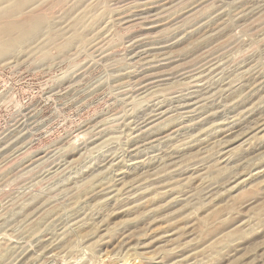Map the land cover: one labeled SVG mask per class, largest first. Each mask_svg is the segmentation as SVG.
I'll return each mask as SVG.
<instances>
[{
  "label": "rangeland",
  "instance_id": "1",
  "mask_svg": "<svg viewBox=\"0 0 264 264\" xmlns=\"http://www.w3.org/2000/svg\"><path fill=\"white\" fill-rule=\"evenodd\" d=\"M75 1L0 16V264H264V0Z\"/></svg>",
  "mask_w": 264,
  "mask_h": 264
},
{
  "label": "bare ground",
  "instance_id": "2",
  "mask_svg": "<svg viewBox=\"0 0 264 264\" xmlns=\"http://www.w3.org/2000/svg\"><path fill=\"white\" fill-rule=\"evenodd\" d=\"M40 0H0V16H4V15H14V14H16V13H20V12H22V11H26L27 10V8L29 9V7L32 5V4H36V3H38ZM81 0H76L75 2H80ZM148 1V0H147ZM84 2V1H83ZM85 2H86V0H85ZM158 2H160V0L158 1L157 0V3ZM41 3V2H40ZM156 3V4H157ZM79 4V3H78ZM155 4V5H156ZM160 3H158V5H159ZM241 4H242V2H241ZM74 5V4H73ZM83 5V4H82ZM154 5V4H153ZM37 6V5H36ZM75 6V5H74ZM160 6V5H159ZM78 7V6H77ZM76 7V8H77ZM139 7V6H138ZM31 8H32V6H31ZM154 8V7H153ZM90 10V9H89ZM88 12L90 13V11H87V12H84V13H87L88 14ZM149 12V11H148ZM94 13V12H93ZM93 13H91V14H93ZM99 13V12H98ZM214 13V12H213ZM74 14V13H73ZM68 15V14H67ZM86 15V14H85ZM103 15V14H102ZM144 15V14H143ZM156 15V14H155ZM5 16V17H6ZM69 16V15H68ZM73 16H75V15H73ZM89 16H91V15H89ZM132 16V15H131ZM206 16V15H205ZM208 16V15H207ZM223 16V15H222ZM5 17H4V19H5ZM8 17V16H7ZM76 17V16H75ZM93 17H96V16H93ZM98 17V16H97ZM100 17V16H99ZM102 17V16H101ZM135 17V16H134ZM154 17V16H153ZM190 17V16H189ZM10 18V17H9ZM12 18V17H11ZM40 18V17H39ZM58 18V17H57ZM57 18H55V20H52V21H48V20H46V22L45 23H43V21H41V20H39L38 18V20H35V18L33 17V19L34 20H32L30 23H29V27L27 28V26H26V28L25 27H23L22 25H18V24H16V22L15 23H13L12 24V29L14 30V33H13V35H11V36H9V33H10V31H8V30H6V29H4L5 31H4V33H5V35L4 36H6V38H5V40L6 41H8L9 40V42H6V41H4V42H6V43H4L2 46H1V48H0V61H1V59H5V57L6 56H8V55H13V54H16L17 52H19V51H22V50H24V49H27V48H29V49H31V50H29V51H32V47L33 46H35V47H38L39 45H40V42H39V39H40V37L42 36V35H49L50 33H51V31H52V29L54 28V26L56 27L57 25H59L58 24V22H57ZM208 18V17H207ZM207 18L205 19V20H207ZM3 19V18H2ZM3 19V20H4ZM32 19V18H31ZM52 19V18H51ZM74 19V18H73ZM84 19H85V17H84ZM88 19V18H87ZM86 19V20H87ZM97 19V18H96ZM104 19V18H103ZM124 19V18H123ZM143 19V18H142ZM164 19V18H163ZM7 20V19H6ZM16 20V19H15ZM44 20V21H45ZM68 20V19H67ZM79 17L78 18H75L74 19V21L71 23V26L69 25V24H67V25H69V27H71L70 29L71 30H69V31H71V33H70V37L69 38H66L67 39V43H66V47L68 48L70 45H71V42H72V40L74 39V40H77L78 42L80 41V40H82L83 41V39H87V37L89 36V33H92V31H94V30H96V29H91L92 27H93V25L92 26H89V27H83V26H79ZM90 20H91V18H90ZM201 20V19H200ZM202 20H203V18H202ZM201 20V21H202ZM0 21H1V19H0ZM48 21V22H47ZM104 22H106L105 20H103ZM194 21H197V20H194ZM214 21V20H213ZM62 22V21H61ZM68 22V21H67ZM69 22H70V20H69ZM153 22V21H152ZM191 22V21H190ZM206 22V21H205ZM1 23H4V21L3 22H1ZM9 23V22H8ZM7 22H5V24L6 25H9ZM85 23V22H84ZM87 23V22H86ZM189 23V22H188ZM192 24H193V22H191ZM197 24H198V22H196ZM204 23V22H203ZM211 23V22H210ZM94 24H96V23H94ZM101 24V23H100ZM196 24V25H197ZM215 24V23H214ZM3 25V24H2ZM11 25V24H10ZM65 25V24H64ZM66 25V26H67ZM90 25V24H89ZM186 25V24H185ZM195 25V24H194ZM193 25V26H194ZM203 26V25H202ZM208 26V25H207ZM5 27V26H4ZM8 27V26H7ZM69 27L67 28V29H69ZM95 27V26H94ZM150 27V26H149ZM198 27V26H197ZM197 27H195V32H198V28ZM214 27V26H213ZM63 28H64V26H63ZM99 28V27H98ZM199 28H200V26H199ZM206 28V27H205ZM62 29V28H61ZM100 29V28H99ZM187 29V28H186ZM11 30V29H10ZM59 30V29H58ZM102 30H103V28H102ZM102 30H101V32H102ZM146 30V29H145ZM214 30V29H213ZM56 31V30H55ZM63 31H64V29L61 31H59V32H62L63 33ZM106 31V30H105ZM193 31H194V29H193ZM13 32V31H12ZM68 32V31H67ZM190 32V31H189ZM3 33V34H4ZM8 33V34H7ZM53 33V32H52ZM55 33V32H54ZM57 33V32H56ZM202 33V32H201ZM64 34V33H63ZM63 34H60L59 33V35H61L62 37H64V35ZM66 34V33H65ZM102 34H104V32L103 33H101V35ZM166 34V33H165ZM171 34V33H170ZM2 35V34H1ZM92 35V34H91ZM96 35V34H95ZM176 35V34H175ZM193 35V34H192ZM50 36H52V35H50ZM56 36V35H55ZM58 36V35H57ZM165 36V35H164ZM172 36V35H171ZM188 36V35H187ZM2 37V36H1ZM67 37V36H66ZM97 37H98V35H97ZM96 37V38H97ZM156 37V36H155ZM165 37H167V36H165ZM208 37H211V36H208ZM216 37V36H215ZM7 38H8V40H7ZM45 38V37H44ZM49 38H52V37H49ZM60 38V37H59ZM93 38V37H92ZM95 38V37H94ZM163 38V37H162ZM190 38V37H189ZM61 39V38H60ZM146 39L147 38H145V41H146ZM160 39H161V37H160ZM210 39V38H209ZM214 39V38H213ZM43 40V39H42ZM41 40V41H42ZM61 40H64V39H61ZM88 40V39H87ZM94 40V39H93ZM155 40V39H154ZM163 40H165V39H163ZM172 40V39H171ZM91 41V40H90ZM191 41V40H190ZM1 42V41H0ZM49 42V41H48ZM52 42H54L55 43V41H52ZM64 42H66V41H63V43ZM92 42V41H91ZM91 42H89V43H91ZM162 42H164V41H162ZM193 42V41H192ZM199 42V41H198ZM73 43V42H72ZM77 43V42H76ZM140 43V42H139ZM144 43V42H143ZM152 43V42H151ZM161 43V42H160ZM189 43V42H188ZM191 43V42H190ZM48 44H50V43H48ZM150 44V43H149ZM153 44H155V43H153ZM187 44V43H186ZM192 44V43H191ZM199 45L201 44V43H198ZM72 45H74V44H72ZM80 45L82 46V44L80 43ZM84 45V44H83ZM142 45V44H141ZM148 45V44H147ZM146 46V45H145ZM145 46H144V48H145ZM150 46H152V44H150ZM154 46V45H153ZM195 46H197V44L195 45ZM75 48H76V46H74ZM165 47V46H164ZM178 47V46H177ZM187 47H189V44H188V46ZM194 47V46H193ZM200 47V46H199ZM46 48V47H45ZM81 48H83V47H81ZM192 48V47H191ZM195 48V47H194ZM198 48V47H197ZM152 49H154V48H152ZM157 49V48H156ZM161 49V48H160ZM164 48L162 47V49L160 50V51H162ZM167 49V48H166ZM209 49V48H208ZM41 50V49H40ZM158 50V49H157ZM165 50V49H164ZM218 50V49H217ZM47 51V50H46ZM62 51V50H61ZM60 51V52H61ZM146 51V50H145ZM154 52H155V50H153ZM190 51V50H189ZM192 51V50H191ZM42 52V51H41ZM76 52V51H75ZM142 52V51H141ZM188 52V51H187ZM45 53V52H44ZM63 53V52H62ZM69 53L70 52H68V55H69ZM132 53V52H131ZM160 52H158L157 54H159ZM165 54V53H164ZM45 55V54H44ZM63 55V54H62ZM161 55V54H160ZM164 56V55H163ZM3 57V58H2ZM47 57V56H46ZM163 58V57H162ZM7 59V58H6ZM169 59V58H168ZM158 61V60H157ZM162 61H164V59H162ZM137 62V61H136ZM159 62H161L160 60H159ZM53 63V62H52ZM153 63H155V62H153ZM153 63H151V64H153ZM160 64V63H159ZM144 65V64H143ZM157 65V64H156ZM163 65V64H162ZM155 66V65H154ZM158 66V65H157ZM141 67V66H140ZM143 67V66H142ZM141 67V68H142ZM151 67H153V66H151ZM154 68H156V71H157V67L155 66ZM154 68H153V70H154ZM160 68H161V66H160ZM143 69V68H142ZM144 69H146L145 67H144ZM146 71V70H145ZM158 71H159V69H158ZM157 71V72H158ZM116 72V71H115ZM146 72H148V70L146 71ZM149 73V72H148ZM121 73H119V75H120ZM151 75V74H150ZM138 76H139V74H138ZM144 76V75H143ZM148 76V75H147ZM141 77V76H140ZM118 78V77H117ZM127 79V78H126ZM139 84V83H138ZM240 91V90H239ZM238 93V92H237ZM189 97V96H188ZM234 97V96H233ZM238 97V96H237ZM236 97V98H237ZM234 99V98H233ZM134 100V99H133ZM205 100V99H204ZM215 107V106H214ZM187 109V108H186ZM185 110V109H184ZM130 114V113H129ZM194 114V113H193ZM184 116V115H183ZM200 117V116H199ZM176 118H178V117H176ZM179 118H180V116H179ZM182 119V118H181ZM185 119H188L187 117H185ZM205 120V119H204ZM181 121V120H180ZM188 121V120H187ZM173 122V121H172ZM234 122V121H233ZM198 124V123H197ZM194 125V124H193ZM192 125V126H193ZM124 126V125H123ZM200 126V125H199ZM144 127V126H143ZM187 127V126H186ZM189 127V126H188ZM202 127V126H201ZM159 128V127H158ZM151 130V129H150ZM149 130V131H150ZM153 130V129H152ZM206 131V130H205ZM144 132H148V131H144ZM144 132H142V134L144 133ZM153 132V131H152ZM152 132H150V134L152 133ZM175 133V132H174ZM148 134H149V132H148ZM144 135V134H143ZM145 135H147V134H145ZM153 134H151V136H152ZM150 136V137H151ZM105 137V136H104ZM145 138L147 137V136H144ZM143 136H141V133H140V136L138 137L137 136V140H138V138H144ZM148 138H149V136H148ZM8 139V138H7ZM133 139V138H132ZM160 139V138H159ZM100 140V139H99ZM140 140V139H139ZM141 141V140H140ZM144 141V140H143ZM139 142V141H138ZM67 144V143H66ZM101 144V143H100ZM144 144H146V143H144ZM148 144H150V142L148 143ZM142 145H143V143H142ZM147 145V144H146ZM11 146V145H10ZM145 146V145H144ZM130 147V146H129ZM151 147V146H150ZM96 148V147H95ZM148 148V147H147ZM93 149H94V147H93ZM7 152V151H6ZM59 155V154H58ZM55 156V155H54ZM146 159V158H145ZM150 159V158H149ZM148 161V160H147ZM143 162V161H142ZM129 163V162H128ZM117 167V166H116ZM57 176H59V175H57ZM110 181V180H109ZM74 182V181H73ZM107 182V181H106ZM107 188V187H106ZM92 195V194H91ZM7 251V250H6Z\"/></svg>",
  "mask_w": 264,
  "mask_h": 264
}]
</instances>
